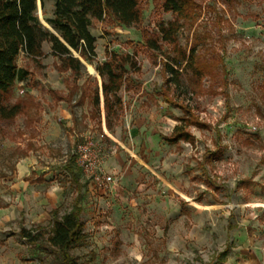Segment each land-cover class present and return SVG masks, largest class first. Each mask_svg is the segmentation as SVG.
<instances>
[{
  "label": "rangeland",
  "instance_id": "rangeland-1",
  "mask_svg": "<svg viewBox=\"0 0 264 264\" xmlns=\"http://www.w3.org/2000/svg\"><path fill=\"white\" fill-rule=\"evenodd\" d=\"M194 1L198 18L182 24L178 40L188 52L197 42L196 53L216 62L201 87L183 66L169 82L163 61L178 51L144 43L145 31L175 17L163 0L142 1L139 25L94 21L95 63L81 58L79 74L61 68L48 42L39 62L18 57L29 76L10 101L31 93L41 109L0 119V264H41L20 231L49 227L52 209L71 208L64 163L85 135L102 147L114 181L84 187L87 243L74 251L82 264H264V0ZM53 3L37 1L46 26ZM107 51L131 55L111 127L97 71ZM165 87L205 123L190 126L194 141L164 138L183 115L163 99ZM71 88L72 100L60 98Z\"/></svg>",
  "mask_w": 264,
  "mask_h": 264
},
{
  "label": "trees",
  "instance_id": "trees-1",
  "mask_svg": "<svg viewBox=\"0 0 264 264\" xmlns=\"http://www.w3.org/2000/svg\"><path fill=\"white\" fill-rule=\"evenodd\" d=\"M37 1L0 0L1 120L11 121L19 114H25L29 118L41 109V103L31 93H26L13 102L10 101L18 80H24L29 76V71L18 65L21 53L39 62L45 55L43 45L48 42L51 54L60 59L61 68L79 74L84 68L81 58L95 63L96 36L91 31L94 21L111 19L120 25L135 26L141 24L144 16L143 0H53L52 15L45 18L50 25L48 27L37 14ZM162 7L175 17L169 21H161L155 34L145 31L144 43L153 51H160L163 43L172 45L173 49L178 51V57H173L171 61L168 59L163 61L164 67L171 74L169 82L179 80L180 67L183 66V69L191 70L197 86L201 87L203 78L216 62H210L196 53L197 42L191 44L188 52V49L180 46L178 40L182 24L193 23L198 18L201 6L194 0H163ZM130 61V53L122 55L116 51H107L106 60L97 65V71L103 78L104 107L110 127L112 118L122 104L119 91L127 82V64ZM168 89L166 87L161 89L163 99L177 106L183 115L180 116V122L175 125L171 134L164 138L170 143L192 142L195 136L190 126L202 127L205 123L187 102L171 95ZM75 92L71 88L68 96L60 98L70 101L74 98ZM85 94L83 91L76 102H82ZM92 103L98 112L100 106L98 90L92 97ZM64 169L67 173V188L75 193L71 208L64 212L58 208L52 209L49 227L41 226L34 231L22 228L20 231L24 242L36 250V258L41 264H82L74 251L87 243L82 218L85 184L81 181V169L76 163L75 155L71 154L65 161Z\"/></svg>",
  "mask_w": 264,
  "mask_h": 264
},
{
  "label": "built area",
  "instance_id": "built-area-1",
  "mask_svg": "<svg viewBox=\"0 0 264 264\" xmlns=\"http://www.w3.org/2000/svg\"><path fill=\"white\" fill-rule=\"evenodd\" d=\"M72 154L75 155L76 163L86 182L104 189L114 181L113 175L104 170L103 149L92 135H85L83 140L72 150Z\"/></svg>",
  "mask_w": 264,
  "mask_h": 264
},
{
  "label": "crops",
  "instance_id": "crops-1",
  "mask_svg": "<svg viewBox=\"0 0 264 264\" xmlns=\"http://www.w3.org/2000/svg\"><path fill=\"white\" fill-rule=\"evenodd\" d=\"M45 44V43H44ZM81 181L85 184V186H86V184H87V182L83 179V177H82V174H81ZM89 183V182H88ZM84 186V187H85Z\"/></svg>",
  "mask_w": 264,
  "mask_h": 264
},
{
  "label": "water",
  "instance_id": "water-1",
  "mask_svg": "<svg viewBox=\"0 0 264 264\" xmlns=\"http://www.w3.org/2000/svg\"><path fill=\"white\" fill-rule=\"evenodd\" d=\"M48 27H50V26H48Z\"/></svg>",
  "mask_w": 264,
  "mask_h": 264
}]
</instances>
